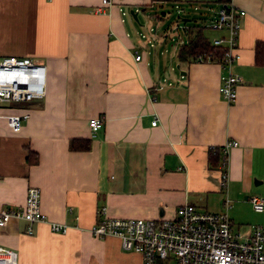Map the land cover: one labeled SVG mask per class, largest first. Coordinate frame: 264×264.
<instances>
[{
	"label": "crops",
	"instance_id": "obj_1",
	"mask_svg": "<svg viewBox=\"0 0 264 264\" xmlns=\"http://www.w3.org/2000/svg\"><path fill=\"white\" fill-rule=\"evenodd\" d=\"M106 1L0 0V59L46 67L40 99L0 104V207H22L32 185L41 212L69 228L59 234L22 219L1 227L0 246L14 250L17 264H142L117 238L90 234L102 209L164 219L190 204L227 213L238 235L264 228V210L249 202L264 197V0H226L246 13L233 103L219 94V64L178 58L198 28L220 34L208 25L224 4ZM172 6L186 15H176L182 27L174 35L161 22ZM201 8L205 26H190V10ZM12 113L28 115L18 130L7 126ZM91 117L102 124L94 136ZM229 140L237 145L221 189L215 150Z\"/></svg>",
	"mask_w": 264,
	"mask_h": 264
},
{
	"label": "built area",
	"instance_id": "obj_2",
	"mask_svg": "<svg viewBox=\"0 0 264 264\" xmlns=\"http://www.w3.org/2000/svg\"><path fill=\"white\" fill-rule=\"evenodd\" d=\"M102 3H107L102 0ZM246 16L243 9L233 3L221 6L209 28L220 34L211 38L212 46L224 48L223 55L215 61L222 73L218 91L227 103L236 98V85L239 76L232 68L239 61L238 37L242 20ZM140 55H135L139 60ZM46 67L32 59L13 55L0 59V104L27 102L40 99L44 92ZM26 114H14L6 117L7 126L13 131L21 128ZM91 136L101 128V119L91 117L88 120ZM237 142L227 141L221 146L219 171L220 187L226 188L229 181L228 157L231 148ZM22 207L7 209L0 207V228L12 220L22 219L29 224L47 223L54 233H66L68 226L48 219L40 209V190L30 185ZM254 211L264 210V197L252 195L249 198ZM227 205V203H225ZM104 215L93 224L89 232L95 238L115 237L124 251L142 256V264H264V228L255 225L248 235H238L231 230L227 213L204 212L190 204L180 205L171 218L144 219L139 217H111L104 209ZM28 233L31 230L27 228ZM14 250L0 246V264H17Z\"/></svg>",
	"mask_w": 264,
	"mask_h": 264
},
{
	"label": "trees",
	"instance_id": "obj_3",
	"mask_svg": "<svg viewBox=\"0 0 264 264\" xmlns=\"http://www.w3.org/2000/svg\"><path fill=\"white\" fill-rule=\"evenodd\" d=\"M222 4H226V0H218ZM197 32L191 36L188 43L183 45V47L178 52V58L181 60H187L191 62H210L215 63V61L220 58L224 53V48L221 46H212L210 40L211 37L207 36L204 28H198ZM263 44H257V51L261 49ZM73 142V141H72ZM70 145V148H77L74 145ZM84 145L81 146L82 150H87L89 147V140L83 142ZM216 152L220 154V150L216 149ZM219 158V157H218ZM219 159L217 160V166L219 165Z\"/></svg>",
	"mask_w": 264,
	"mask_h": 264
},
{
	"label": "rangeland",
	"instance_id": "obj_4",
	"mask_svg": "<svg viewBox=\"0 0 264 264\" xmlns=\"http://www.w3.org/2000/svg\"><path fill=\"white\" fill-rule=\"evenodd\" d=\"M165 12V18L163 19L162 22V28L167 29V31L169 32L170 35H174L176 32L175 31H180L181 27H182V22L181 21H177L176 22V15H179L180 17H186V15H184L183 13H180L178 11V9H176L175 7H165L164 9ZM190 21H188V24L190 26H198V27H202L205 26L206 20L205 18H207L206 16H204V12L203 9H197L195 11L190 10ZM177 29V30H175ZM20 104V103H18ZM232 232L237 233L235 230H232ZM241 234V233H240ZM166 264H173V261H168Z\"/></svg>",
	"mask_w": 264,
	"mask_h": 264
},
{
	"label": "water",
	"instance_id": "obj_5",
	"mask_svg": "<svg viewBox=\"0 0 264 264\" xmlns=\"http://www.w3.org/2000/svg\"><path fill=\"white\" fill-rule=\"evenodd\" d=\"M131 15H132V17H133L134 19H136V13H135V12L131 11Z\"/></svg>",
	"mask_w": 264,
	"mask_h": 264
}]
</instances>
